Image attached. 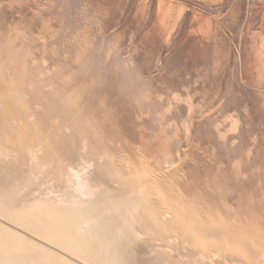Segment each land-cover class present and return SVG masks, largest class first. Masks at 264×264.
Wrapping results in <instances>:
<instances>
[{
    "label": "rangeland",
    "instance_id": "obj_1",
    "mask_svg": "<svg viewBox=\"0 0 264 264\" xmlns=\"http://www.w3.org/2000/svg\"><path fill=\"white\" fill-rule=\"evenodd\" d=\"M0 33V47L2 44L4 49L0 48L2 63L6 62L4 56L9 43L19 41L15 45L22 47L28 40L32 46L26 45L33 56H28L29 63L23 69L26 72L30 66H40L43 72L46 69L41 75L49 78L34 73L36 80H43V89H39V83L34 85V97L42 104L40 108L47 100L55 101L52 102V113L56 119L51 118L52 114L47 119L51 113L50 105L40 109L44 112L42 117L51 125L57 123L51 129L70 138L75 137L74 131L80 134L75 138L81 140V150L89 138L96 140L93 143L96 146L100 143L99 150L91 141L88 145L91 143L92 146L87 145V148L91 147L93 152L101 151L110 163L125 159L139 147L146 148L150 154L148 160L155 167H163L160 171L168 175L162 173L166 180L170 178L167 181L175 182L180 189L186 187L188 207L196 209L201 217L207 208L212 209L207 212L213 221L207 213L202 218L204 221H210L208 224L211 225L216 218L213 225L218 228L232 227L233 234L246 241V252L259 242L263 244L264 0H0ZM57 84L61 91L55 98L48 90L52 92ZM83 96L84 100L89 98V102L82 101ZM41 100L44 103H40ZM87 103H91V108H85ZM104 108L109 109L113 117L109 124L103 117V120L99 118L101 121L98 119L99 123L97 119L95 121L98 115L102 116L97 113H102ZM86 109H89L87 113ZM63 115L67 116L63 118ZM68 118L75 121L69 119L70 122ZM73 124L71 130L69 125ZM79 126L84 129L81 131ZM86 126L93 132L87 131ZM83 131H87V135ZM126 149L130 150L127 152ZM140 158V155L135 157L136 162L142 163L143 158ZM175 165L177 168L174 169ZM168 170L172 174H168ZM201 201L206 202L202 204ZM200 204L203 206L198 207ZM206 204L209 205L207 208ZM226 209L231 210V214ZM239 218L247 224H242ZM240 224L250 228V232L247 227H243L246 231L241 229ZM248 224L254 225V231ZM235 228L245 234L252 231V236L240 235ZM253 235L257 238H252ZM259 236L261 240L257 241ZM163 254L160 257L164 262L180 264L179 260L173 262L169 254L165 253V258ZM153 257L152 260L146 258L145 262L166 264L159 261V255L158 260ZM166 257L170 259L168 262Z\"/></svg>",
    "mask_w": 264,
    "mask_h": 264
},
{
    "label": "bare ground",
    "instance_id": "obj_2",
    "mask_svg": "<svg viewBox=\"0 0 264 264\" xmlns=\"http://www.w3.org/2000/svg\"><path fill=\"white\" fill-rule=\"evenodd\" d=\"M18 29L23 31L22 28ZM16 32L14 35H16ZM2 36L6 38L4 34ZM21 36L24 38V35ZM27 36L28 34L26 37ZM27 41H24V46L22 47L15 45V43L19 41L16 42L14 40L9 43L6 48L7 54L5 56L1 54L7 58L5 59L6 62L2 63L0 58L2 63L0 67V264H147L146 258L152 260L151 257L154 256L153 258H155V255H159L160 257V254L163 253L169 254V257L173 258V262L176 260L178 263L179 260L180 264H263L264 242L263 244H259V242L257 246L253 247V249L251 248L252 250L249 249L248 252H246V248L248 247L245 243L246 241L243 237L239 239L235 236L236 233L233 234L234 229L232 227L231 229L227 227L218 228L215 224L213 225L216 218L211 225L208 224L210 221H204L205 219L203 220L202 218L206 213L208 214L207 210H212L207 208L209 205L206 204L207 210L206 213H202V217L196 209L193 210L188 207L189 204L187 203L189 202H187V198L189 199V197L185 195L186 192L184 190L186 187L180 189L175 182L167 181L170 178L168 177L166 180V176H163L164 173L160 171V169L163 170V167H155L148 160L150 154H148L146 148H138L136 146L138 149H135L134 153L131 148L132 152H130V154L128 153V157L125 156V159H121L120 161L114 160V162L109 159L112 162L110 163L108 162L107 156L105 157L101 151V153L99 151L96 152L97 150L93 152L91 147H88L89 149L87 148L91 138H89L88 141L86 140L88 143L86 146L82 144L84 150H81L79 147L81 140L75 138L80 134L77 135L74 131L73 134H75V137L73 136V138H70L62 136L59 132L51 129L52 127L55 128L57 123H52L54 121L50 120L53 124L51 125L42 117L44 112L42 113L40 109L44 107L47 109L50 105L52 107L51 113H48L49 116L47 117L45 115L47 114L46 112L44 116L48 119L52 114L53 116H51V118H54L55 113H52V109H54L53 103L55 101L49 102V100H47L48 102L43 104V108H40L42 104H38V98L36 101L34 97V85L37 86V83H39L41 85L39 89H43V80H36L37 76H35L34 73L38 72L41 77H46L44 74L41 75L46 69L44 68L45 71L43 72V69H40L37 63L36 65L39 67L35 68L30 66L29 72L23 69V67H26L29 63L28 56L31 53L26 43L29 45L31 44L30 41ZM4 46L6 45L4 44ZM3 50L2 47V51ZM30 56L32 57L33 55ZM41 65L43 67V64ZM55 81L56 80H54V82ZM58 83L61 82L59 81ZM59 86L57 84L52 92L48 90L51 96L55 98L60 96L59 91H61V87L59 88ZM66 87L64 85L65 90ZM67 90L69 89L67 88ZM73 92H75V90ZM40 93H42V91H40ZM68 95L67 100L70 98V94ZM84 99L83 96L82 101L89 102L87 101L89 98L87 100ZM78 100L79 99H77V101ZM41 102L42 100L40 103ZM56 103L58 105L61 104L60 102V104L58 102ZM78 103L81 105V102ZM89 104L91 105V103H87L85 108L87 106L91 108ZM80 105L78 109L76 108L77 110L80 109ZM93 106L92 108L94 109ZM63 109L66 110V108ZM89 109H86L85 112L87 113ZM72 110L74 111V109H71V111ZM94 110H96V108ZM73 111L72 113H76ZM100 112L101 111H99L97 115L102 114V116L98 115L95 121L103 117L104 120L108 119V123L109 119L112 117L110 110L105 109L102 113ZM64 116L65 115H63V118L67 115ZM69 116L70 115H68V117ZM73 117L75 119V115ZM63 118L60 119L63 120ZM69 119L70 118L67 120ZM79 120L76 119L77 123ZM81 120L79 122L80 124H82ZM99 120L98 123L101 121ZM95 121L91 119L92 123ZM88 122L90 121H87V123ZM65 124L68 125L67 123ZM91 124L88 125L90 126ZM72 126H74V124L71 126L69 125L71 130ZM87 127L88 126H86V129ZM83 129L84 127L81 131ZM89 129H87V131ZM93 129L96 130L97 128ZM84 131L82 133L86 134L87 131ZM90 131L93 132L91 129ZM99 132L101 133V131ZM92 134L97 135L96 133H90L89 135L93 136ZM119 134L117 136L121 137ZM118 139L119 138H117V141ZM95 141H91L92 145ZM117 141L116 143H118ZM91 143L88 146H92ZM109 144L113 145L114 143ZM125 145L126 144H124V147ZM132 146L133 145L130 147ZM115 148L117 149V147ZM97 149L99 150V147ZM129 150H127V152ZM106 151L109 152V150ZM119 151H121V149H119ZM119 151H117V153ZM124 153L125 152H123V155ZM111 154L113 155V152ZM139 155L141 156L140 160L143 158L142 163L141 161L136 162L135 157ZM80 162H82V164H80ZM175 166H173L174 169L177 168V166ZM169 171L171 170H168V174L171 173ZM171 176L172 175H170V177ZM180 176L182 177V175ZM178 179L181 180V178ZM214 183L215 182H213L212 185ZM192 184L194 183L192 182ZM176 186L178 187L177 189L175 188ZM202 201L201 203L205 204L206 201ZM195 202H198V200ZM211 203H209L210 206L213 205H211ZM190 204L194 205V203ZM202 204L197 206L202 207ZM250 204L248 206H251ZM220 205L222 206L223 204ZM245 206L246 205H244V210H246ZM203 209L205 210V208ZM228 211L230 212L228 214H231V210ZM233 212L232 210V213ZM224 215L225 217L227 216L226 213ZM247 216L249 215L247 214ZM208 217H210V215ZM229 217H231V215ZM211 218L213 221V217H210V219ZM240 218H242V216ZM235 224L237 226V223ZM242 224L246 225L247 223L243 221ZM212 225L217 228H213ZM240 225L239 227H242L241 229L247 227L245 225ZM248 225L249 227L251 226V228L254 226L251 224ZM258 226L260 225L258 224ZM260 227L263 229V226ZM241 229L240 232H238L235 228V231L237 230L236 232L240 233V235L245 234L242 232L243 230L246 231L245 228L242 231ZM246 229H248V227ZM258 230L261 233L262 230ZM252 231H254L253 228ZM255 232L258 233L257 230ZM251 233L245 235L248 236L251 235ZM261 236L263 237L264 234L261 233ZM261 236H259L260 239H257V241L261 240ZM254 237L257 238V236L253 235L252 238ZM245 239H247V237ZM262 239H264V237ZM164 254L163 257L165 258L166 255ZM150 259L149 261L151 262ZM160 260H162V263L164 262L162 258L159 259V261ZM168 260L170 259L167 258V262ZM152 263L155 264L154 262Z\"/></svg>",
    "mask_w": 264,
    "mask_h": 264
}]
</instances>
